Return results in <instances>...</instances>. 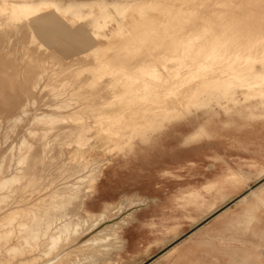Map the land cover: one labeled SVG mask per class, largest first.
I'll list each match as a JSON object with an SVG mask.
<instances>
[{
  "label": "rangeland",
  "instance_id": "obj_1",
  "mask_svg": "<svg viewBox=\"0 0 264 264\" xmlns=\"http://www.w3.org/2000/svg\"><path fill=\"white\" fill-rule=\"evenodd\" d=\"M13 1L0 0V76L2 75L0 77V131L3 130L0 133V156L7 151L6 153H9L7 158L10 159L7 160L9 164V161H11L10 156L13 157V151L17 150L20 144L19 148L22 147L26 151V153L23 151L25 154L28 155L27 152H29L32 156L24 154L29 157L28 160L20 161L23 164L26 162V167L23 166V168H26V172L24 174L21 172L25 177L24 180L21 175L23 184L17 182L21 179L15 181L16 185L15 182L13 184L16 189H19L20 186V189L23 188L19 192L17 190L14 197L20 198L23 195L22 200H28L26 208L31 209L34 201H37L34 204L38 203L39 205L49 202V198L47 201V194L49 193L47 191L52 187V190L61 187L57 196L59 200L56 199V201L62 202L59 204L61 208L58 209L57 207L55 212H52L54 213L52 219L43 218L40 237H43L44 241L35 248L36 251L30 252L29 250L27 254L22 256L19 253V255L17 253L14 255L9 254V257L7 251L4 250L10 247V243L5 244L2 240L0 246L4 243L1 247L7 246L8 248L2 249L0 247V251L3 250L1 253L6 252L5 255L1 254L6 258L1 257L3 259L0 258V264H99L103 261H108L105 264H110L115 253L121 250L125 243V241L123 244L120 243L118 230L122 236V230L133 220L134 212L160 204L158 199H165L171 208L187 209L189 230L202 225L211 226L214 218L218 215H221L220 225L224 226H250L253 229L264 225V112L258 111L259 115L263 114L259 118L240 119L242 126L239 129L228 128L227 131H221L219 136L210 141L204 139L187 147L174 141L175 137L173 136L172 141L170 140L171 143L169 141L164 144L158 143V146L152 145V147L142 145L138 135L147 134L150 131V125L135 130L133 141L135 142L134 146H136L134 148L130 145L121 146L118 137L114 135L116 118L118 117L114 116V119L109 120L110 123L112 122V127L109 129L111 132L99 130L100 126L95 124L96 121L101 122L108 113H117L118 110L126 111L127 117L132 115L133 112L136 113V110H140L142 115L147 114L152 106L140 97L147 93L146 87L155 83L158 73L154 70L170 66L168 58L174 56L178 60L190 62V58H196L203 48H206V52L214 48L219 52L217 63L219 62L221 66L227 67L230 65L231 67L242 66L245 68L250 63L246 60V55L228 59L230 50L234 51L236 46H241L240 44L243 43V48L254 47L252 58L258 59L261 57L260 53L264 51V40L261 39L263 34H261L262 36L255 34L250 37L245 34L244 37L238 39L225 35L217 37V34L219 35L223 30L229 29L231 19L234 20L232 13L230 14L235 10L233 7L231 9L233 0H230L231 3L228 2L229 0H226V3L225 0L222 3V0H204V3L203 0H150L133 4L123 14L112 10V17L108 18L102 17L106 7L101 4L100 0H89L87 4L93 7L91 13L96 27L102 32L101 35L95 37V41L84 40L83 35L78 32L83 29L87 31L90 38L93 37L91 33L93 27L90 26L92 19L85 21L86 15L66 14L67 12L61 10V7H55L53 3L42 1L39 10H37V12H40L35 17H48L55 22V30L47 35L40 33L35 27H31L34 16H28L25 13H14L11 9ZM187 1L188 3H186ZM200 1L205 5H200ZM197 5L201 8H197ZM225 7H228V9ZM204 8L205 10L207 8L211 9L207 10L208 14H210L209 11H212L211 15L213 17L218 16L216 19L213 18L214 22L212 21V24L208 20L210 15L207 14L206 16ZM202 10L203 16H201ZM227 10H230V12L226 13ZM235 11L237 14L235 19L239 18L238 22L241 23L239 27H246L247 25L250 29L264 27V0H251L248 4H242L241 8ZM247 12H249V15H247ZM205 16L209 22L205 20ZM230 16L233 18H228ZM194 17L197 19H194ZM202 20L209 24L203 23ZM220 24L223 25L220 26ZM62 26L66 29L63 30ZM198 42H200V45ZM135 86H137L136 90ZM184 91V88H176L174 93L168 94V97H166L168 100L164 105H169L172 111L178 109L185 102L186 94H184ZM117 94L124 96L117 97ZM51 96L53 99L50 98ZM63 101L65 102L64 105L62 104V107L59 108L56 104L61 105ZM26 103L29 104L26 106ZM160 106H163V104ZM23 107L28 110V117L22 115V122L19 120V124L18 121L13 122L11 119L14 116L16 117L18 111L20 113V109H23ZM75 107L77 108L76 111H74ZM61 110L62 112H60ZM36 112L38 115L44 112L48 114L55 113L58 115L56 116L58 122L55 117V120L51 119L52 117L50 118L53 122L46 118L50 123H47L45 119H42L40 123L39 121L33 122L30 118L33 119V116L37 115ZM75 112H78L77 118L79 119L74 120L72 118V120L71 117H67L73 115V113L76 114ZM94 114L99 115V117L89 119ZM59 115L67 119L62 122ZM28 119L31 121L30 126L27 125L30 122ZM82 119L85 120L84 123L92 124L93 127L92 129H86L85 134L82 133L78 139L75 132L77 133L78 130L80 132L81 129H78L76 125L83 124ZM6 120L9 121L8 126L13 123L17 127L11 125L8 129ZM43 120L46 121V124L43 123ZM32 123L35 124H33L34 127H32ZM42 125L45 126L42 127ZM70 126L73 129L76 127L75 130H78L74 131ZM12 127L15 129L11 133L9 130ZM6 128L7 130H4ZM27 128L29 131L26 130ZM182 130L185 134L193 131V129L185 127ZM45 131L48 132L46 136ZM22 132L23 135L19 139L18 137L21 136ZM42 134L46 141L43 140ZM108 136H111V140L107 139ZM39 139L41 142H39ZM136 140L139 141L136 142ZM50 141L51 143H49ZM179 141H182V138ZM21 142H24L23 146ZM36 143L42 144L36 145ZM83 143L84 145L88 144V146L83 147V150L81 149V152H78L77 148L83 146ZM16 144L18 147L14 146ZM29 144L36 147L32 150L33 147ZM44 145L45 148L49 146L44 149L47 151L46 153L42 147ZM242 145L247 146L242 147ZM28 147H32L31 151L25 149ZM133 149L134 151H132ZM85 151L87 152L86 156L96 160V164H93V166L88 165L89 169H83L85 171H81V177L79 175L80 178L78 179V175L72 176L75 170L73 166L77 170L81 168L77 165H80L83 160ZM33 155L34 157L38 156L34 158ZM70 157H74L72 162L69 161ZM254 159L258 163L256 167L253 165ZM7 161L5 162L7 163ZM20 162H17L16 165ZM53 164L55 165L53 166ZM33 165H36V169ZM43 167L44 169L47 168L48 171L44 170ZM16 168L23 170L22 165H18ZM34 170L37 171L35 179L32 177L34 176ZM42 173H45L46 176H43ZM2 176L4 175L0 174L1 178ZM51 180H54L55 184H53L55 186ZM69 182L72 184L71 186ZM64 185L69 187H66L69 189L68 192L65 191ZM26 187H28V190ZM61 190L65 192L62 191L61 193ZM66 192H70L71 195H66ZM86 192L87 196L85 195ZM65 202H68V204H65ZM70 202L74 206L69 205ZM79 202H81V205L83 203L87 211L97 214L87 216L84 211H80L79 207L81 205H79ZM65 206L68 207L64 208ZM31 210L33 211V209ZM31 210H26L28 214L26 211L21 212L23 214L20 213V217L17 216L18 222L20 220L25 223L26 220L29 221L30 217L32 218L33 213L37 214L35 210L30 213ZM41 210L42 208L40 211L38 210L39 215L46 214L45 210ZM64 210L69 213L66 214ZM62 212L66 216L70 214L69 217H71L69 227L64 232H62L64 220H61V218L65 217V214L63 215ZM0 219L1 222H5L2 217ZM49 222L53 227L55 225L61 226L54 231L52 229L44 231V226L48 225ZM30 234L26 233V236ZM253 237H258V235L253 234ZM11 246L13 250L20 247L18 244ZM16 246L17 248H15ZM11 250L12 253L13 250ZM23 251L22 248L21 252ZM63 252L65 254H62ZM59 254L62 255L55 260V257ZM51 261L54 262L50 263Z\"/></svg>",
  "mask_w": 264,
  "mask_h": 264
},
{
  "label": "bare ground",
  "instance_id": "obj_2",
  "mask_svg": "<svg viewBox=\"0 0 264 264\" xmlns=\"http://www.w3.org/2000/svg\"><path fill=\"white\" fill-rule=\"evenodd\" d=\"M42 1H47L49 3H53V5H55V7H61L63 11L67 12L66 14H71V15H77V14H83V15H86L87 18L85 21H88V20H91L92 21L90 22V26L93 27L91 33L93 35L92 38L89 37L87 31L83 30V29H80L78 32L80 34L83 35V39L84 40H90V41H95V37L101 35V30L97 29L96 27V23L93 19V16H92V11L91 9L93 8L92 6L88 5L87 3L89 2V0H14L13 1V5L11 6L12 8V11L14 13H25L26 15L28 16H34L33 17V21H32V26L31 27H35L40 33H43V34H47L49 35V33H53V31L55 30V22L51 19V18H48V17H35V15L37 13H39L40 11L37 12V10H39L40 8V3ZM144 1H150V0H100L101 4H103L105 7H106V11L105 13L103 14L102 17H112V10L114 11H117L119 12L120 14H123V12H125L127 9H129L130 6H132L133 4H137V3H141V2H144ZM192 1V0H191ZM217 1V0H216ZM220 1V0H219ZM228 1V0H227ZM232 1V0H231ZM231 1L229 0L228 2L231 3ZM251 1V0H233L232 2V6H231V9L233 7V9L235 8V10L241 8V5L242 4H248V2ZM259 1V0H257ZM79 2H81L79 4ZM199 2V1H198ZM204 3V0L202 1ZM201 1H200V5H205L203 4ZM207 2V1H206ZM223 2V0L221 1V3ZM188 3V1L186 2ZM219 2V4H221ZM225 3H226V0H225ZM190 4V3H189ZM219 4L216 3V5L219 6ZM195 6V3L193 4ZM229 5V4H228ZM188 7V5H186ZM190 6V5H189ZM198 7L197 8H201L199 5H197ZM210 6V5H209ZM217 6V7H218ZM222 6V5H221ZM224 7V6H223ZM246 7V6H244ZM242 7V8H244ZM215 8V6H214ZM228 9V7H225ZM237 8V9H236ZM60 9V8H59ZM184 9V8H183ZM209 9V8H207ZM206 9V10H207ZM161 10V9H160ZM205 8H204V11L206 12V16L208 14V10L206 11ZM211 10V9H209ZM233 10V12L235 11ZM164 11V10H163ZM172 11V10H170ZM185 11V10H184ZM191 11V9H190ZM228 11V10H227ZM202 12L203 10L201 11V16L202 15ZM205 12H204V15H205ZM212 12V11H211ZM210 11L208 15H210V17L208 16V18H212L211 20L208 19L210 22V24H212V21H213V18H217L218 16L216 17H213L211 14ZM226 12V11H224ZM230 10L226 13H229ZM233 12H230V14L234 17V20L231 19V22H230V25H229V29L227 30H223L221 34H217V37L218 36H231L233 37L234 39H238V38H241V37H244L245 34H247L246 36H253L255 34H258V35H261L263 34V36L261 37L262 40H264V27L262 26V28H253V29H250V27L248 28V25L245 27V26H240L239 27V24L240 21L238 22V19L237 20L235 19L236 18V11L234 12V15H233ZM189 13V12H188ZM243 13V12H242ZM249 15V12H247ZM199 14V13H198ZM214 14V13H213ZM165 15V14H164ZM193 15V14H192ZM191 15V16H192ZM215 15V14H214ZM226 15V14H224ZM190 16V15H188ZM196 16V15H194ZM204 17L205 20L207 21V17ZM212 16V17H211ZM223 16V15H222ZM243 16V15H242ZM220 17V16H219ZM233 17H228V18H233ZM244 17V16H243ZM32 18V17H31ZM193 18V16H192ZM242 18V17H241ZM250 18V17H249ZM179 19V18H178ZM194 19H197L196 17H194ZM223 19V18H222ZM220 19V20H222ZM224 19H225V16H224ZM244 19V18H243ZM168 20V18H167ZM205 20H202V22L204 23ZM241 20V19H240ZM169 21V20H168ZM207 21V22H209ZM225 21V20H224ZM118 22V21H117ZM205 22L206 24H209ZM214 22V21H213ZM221 23V21H219ZM226 23V22H225ZM205 24V25H206ZM247 24V23H246ZM180 25V24H179ZM223 25V24H220V26ZM244 25V24H243ZM9 26V25H8ZM140 26V25H139ZM177 26V25H176ZM213 26V25H212ZM22 27V26H21ZM149 27V26H148ZM173 27V26H172ZM243 27V29H242ZM61 28V27H60ZM150 28V27H149ZM213 29V27H211ZM215 28V27H214ZM224 28V27H223ZM11 29V28H10ZM62 29H66L65 27L62 26ZM142 30V29H141ZM19 31V30H18ZM24 31V30H23ZM138 31V30H137ZM136 31V32H137ZM133 33V32H132ZM148 33V32H147ZM1 34V33H0ZM30 34V33H29ZM56 34V33H55ZM187 34V33H186ZM52 36L54 34H51ZM139 35V34H137ZM11 36V35H10ZM136 36V35H135ZM134 36V37H135ZM44 37V36H43ZM137 37H140V36H137ZM136 37V38H137ZM51 38V37H50ZM53 38V37H52ZM249 43V41H248ZM9 44V43H8ZM198 44L200 45V42H198ZM244 44V43H243ZM243 44H240L241 46H236V48L234 49V51H231L230 50V54L228 55V59H230V57H233V59L235 58H238L242 55H246L247 58L246 60L250 63H248V65L243 68L242 66L238 67H234V66H227V67H223L221 66V64L217 63V59L219 58V52L216 51V49L214 48H211V50L207 51L206 52V48L202 49V51H199L200 53L197 55L196 58H190V62H185V60H178L176 57H171V58H168L169 61H170V66H166L164 69H155L154 71L156 73H158L157 77L155 78V83L151 84L150 86L146 87L147 89V93L142 95L140 98L146 102H149L150 105L152 106L150 109H149V112L146 114L144 113L142 115V113H140V110H136V113L133 112L132 115H130L129 117L126 116V111L124 110H118L117 113H108L107 116L105 118H103V120L101 122H98L96 121L95 124H98V126H100L99 130L101 129L102 131H109L111 132V130H109L111 127H112V122L110 123V119H114L116 117L117 121H116V125H115V131H114V135L116 137H118V142L120 143L121 146H124V145H130L132 148H134V144L135 142L133 141L135 139V130L137 129H142L144 128V126L146 125H150V131L147 133V134H139L138 136L140 137V141H141V144L142 145H146L149 147L152 145L156 146L158 143H166V142H170L171 143V138L172 136L175 137L174 141L176 142H180V145L181 146H191L192 144H197L199 142H201L202 140L206 139V140H212L214 138H216L217 136L220 135L221 131L223 130H226L228 128H236V129H239L242 125H241V122L239 121L240 119H244V118H259V117H262L263 114L259 115L258 111H262L264 112V51L260 53L261 57H259L258 59H254L252 58L253 57V54H252V51H253V46H250V48L246 49V48H243ZM214 45V44H212ZM211 45V46H212ZM37 46V45H36ZM24 47V46H23ZM8 48V47H7ZM21 48V47H20ZM256 48V47H255ZM29 49V48H28ZM210 49V48H209ZM14 50V49H13ZM247 52V53H246ZM13 53V52H12ZM29 57V56H28ZM43 57V56H42ZM187 57H189L187 55ZM12 58V57H11ZM25 58V57H24ZM38 58V57H37ZM82 58V57H81ZM84 59V58H83ZM29 62V61H28ZM52 62V61H51ZM87 62V61H86ZM8 63V62H7ZM46 63V62H45ZM57 63V62H56ZM23 64V63H22ZM243 64V63H242ZM7 65V64H6ZM4 67V66H3ZM10 67V66H9ZM56 67V66H55ZM27 68V67H26ZM37 68V67H36ZM35 68V69H36ZM78 68V67H77ZM3 69V68H2ZM5 70V69H4ZM10 70V69H9ZM8 70V71H9ZM46 70V69H45ZM41 71V70H40ZM39 71V72H40ZM61 71V70H60ZM1 73V72H0ZM10 73V72H9ZM21 73V72H20ZM218 73V75H217ZM31 74V73H30ZM56 74V73H55ZM11 75V74H10ZM59 75V74H58ZM216 75V76H215ZM2 76V75H1ZM0 76V77H1ZM7 77V76H6ZM4 78V77H3ZM29 78V77H28ZM73 78V77H72ZM40 79V77H39ZM8 80V79H7ZM25 80V79H24ZM53 80V79H52ZM55 80V79H54ZM57 81V80H56ZM1 82V80H0ZM62 82V81H61ZM14 83V82H13ZM104 83V81H103ZM193 83H196V84H193ZM73 84V83H72ZM71 84V85H72ZM121 85V84H120ZM140 85V84H139ZM194 85V86H193ZM6 86V85H5ZM23 86V85H22ZM44 86V85H43ZM59 86V85H58ZM49 87V86H48ZM62 87V86H61ZM68 87V86H67ZM66 87V88H67ZM70 87V86H69ZM68 87V88H69ZM9 88V87H8ZM44 88V87H43ZM41 88V89H43ZM50 88V87H49ZM74 88V87H73ZM77 88V87H76ZM83 88V87H82ZM176 88H184L185 91H184V94H186V99H185V102L182 103L180 105V107L174 111L170 110V106L168 105H164L166 103V101L168 100L166 97H168V94H170L171 92H175L176 91ZM10 89V88H9ZM48 89V88H47ZM57 89V88H56ZM71 89V88H70ZM69 89V90H70ZM85 89V88H84ZM107 89V88H106ZM119 89V87H118ZM137 89V86H135V90ZM18 90V89H17ZM46 90V89H45ZM55 90V89H54ZM52 90V91H54ZM81 90V89H80ZM35 91V90H34ZM37 91V90H36ZM60 91V90H59ZM50 92V90H49ZM48 92V93H49ZM63 92V91H62ZM164 94H162V93ZM9 93V92H8ZM11 93V92H10ZM21 93V92H20ZM57 93V91H56ZM55 93V94H56ZM61 93V92H60ZM50 94V93H49ZM54 94V93H53ZM52 94V95H53ZM58 94V93H57ZM65 94V93H64ZM61 95V94H60ZM77 95V94H76ZM80 95V94H79ZM91 95V94H90ZM9 96V95H8ZM25 96V95H24ZM50 96V95H49ZM69 96V95H68ZM74 96V95H73ZM98 96V95H97ZM117 97H121V96H124V95H120V94H117L116 95ZM55 97V96H54ZM58 97V96H57ZM60 97V96H59ZM64 97V96H63ZM62 97V98H63ZM67 97V96H66ZM80 97V96H78ZM115 97V95H114ZM116 97V98H117ZM19 98V97H18ZM49 98V97H48ZM50 98L53 99V97L51 96ZM49 98V99H50ZM82 98V97H81ZM92 98V97H91ZM14 99V98H13ZM28 99V98H27ZM45 99V98H44ZM51 99V100H52ZM66 99V98H65ZM71 100V97L69 98ZM67 99V100H69ZM74 99V98H72ZM58 100V99H57ZM60 100V99H59ZM62 100V99H61ZM64 100V99H63ZM79 100V99H78ZM83 100V99H82ZM10 101V100H9ZM17 101V100H16ZM77 101V100H76ZM81 101V100H80ZM84 101V100H83ZM96 101V100H95ZM12 102V101H11ZM30 102V101H29ZM46 102V101H45ZM52 102H55V101H52ZM60 102V101H59ZM58 102V103H59ZM67 102V101H66ZM97 102V101H96ZM1 103V102H0ZM57 103V102H55ZM54 103V104H55ZM65 103L64 101L61 103V105H58L56 104L57 106L62 107V104ZM68 103V102H67ZM75 103V102H74ZM13 104V103H12ZM29 103H26L25 105L27 106ZM52 104V103H51ZM69 104V103H68ZM76 104V103H75ZM74 104V105H75ZM161 104H163V106H160ZM41 105V104H40ZM53 105V104H52ZM51 105V106H52ZM64 105V104H63ZM80 105V104H79ZM68 106V105H67ZM81 106V105H80ZM94 106V105H92ZM22 107V106H21ZM20 107V108H21ZM49 107V106H48ZM54 107V106H53ZM65 107V106H64ZM70 107V106H69ZM89 107V106H88ZM8 108V107H7ZM27 108V107H25ZM38 108V107H37ZM67 108V107H66ZM3 109V108H2ZM9 109V108H8ZM17 109V108H16ZM15 109V110H16ZM72 109V108H71ZM76 111V107L74 108ZM94 109V108H93ZM14 110V111H15ZM21 112L19 113L18 111V115L15 117H13L11 120L13 122L15 121H18V124H19V120L22 119V115L28 117V110H25L24 107L23 109H20ZM37 110V109H36ZM58 110V109H57ZM63 110V109H62ZM62 110L60 112H62ZM65 110V108H64ZM56 111V110H55ZM32 113V111H30ZM39 112V111H37ZM36 112V113H37ZM48 112V110H47ZM42 113L41 115H34L33 116V119L30 118V120L33 122H38L40 123V121L42 122V119H45L46 121L48 119L46 118H50L51 119H54V117L56 118V116H58L57 114H48V113ZM59 112V110H58ZM143 112V111H141ZM14 113V112H13ZM35 113V114H36ZM66 113L68 114V112L66 111ZM70 113V112H69ZM76 113V112H75ZM80 113V112H79ZM135 113V114H134ZM15 114V113H14ZM17 114V113H16ZM34 114V113H33ZM78 112L76 114L73 113V115L71 114V116H67V117H71L75 119H79L77 118L78 117ZM98 114V113H97ZM5 115V114H4ZM96 115V114H94ZM89 118V119H97L99 117V115H96ZM31 116V114H30ZM29 116V117H30ZM27 117H26V120H27ZM61 117L60 119L63 120L64 119H67L65 118L64 116H60ZM81 117V116H80ZM24 118V117H23ZM84 119V118H83ZM81 120V122L83 124H80V125H76L78 127V129L80 128L81 131L76 133L75 134L77 135L78 139L81 137L82 133L85 134L84 131H86V129H92V124H88L87 122L84 123L83 121L85 120ZM88 119V118H87ZM1 120V119H0ZM10 120V122H11ZM25 120V121H26ZM28 119V121H30ZM48 120V121H49ZM55 120V119H54ZM58 120V118H56V121ZM73 120V119H72ZM263 120V119H262ZM31 121L28 122L27 125H29V123L31 124ZM46 121L44 122L43 120V123L46 124ZM47 123H50L48 122ZM51 122H53L52 120H50ZM79 121V120H78ZM7 122V120H6ZM6 122H5V125H6ZM9 122V121H8ZM7 122V125L8 126V123ZM22 122V120L20 121ZM55 122V121H54ZM58 122V121H57ZM61 122V121H60ZM61 122V123H62ZM80 122V121H79ZM109 122V124H108ZM27 123V122H26ZM94 123V122H93ZM252 123V122H251ZM1 124V123H0ZM25 124V123H24ZM23 124V125H24ZM34 123H32L33 125ZM58 124V123H57ZM56 124V125H57ZM106 124H108L107 126H105ZM13 125V123L11 124ZM11 125L8 126V129L11 127ZM35 125V124H34ZM34 125L32 127H34ZM49 125V124H48ZM55 125V126H56ZM63 125V124H62ZM251 125V124H250ZM2 126V125H1ZM4 126V125H3ZM2 126V127H3ZM15 126V125H13ZM30 126V125H29ZM38 126V125H37ZM45 126V125H42V127ZM51 126V125H50ZM50 126H48V128H50ZM61 126V124H60ZM67 126V125H66ZM248 126V125H247ZM246 126V127H247ZM17 127V126H15ZM23 127V126H22ZM27 127V126H26ZM31 127V128H32ZM40 127V126H39ZM38 127V128H39ZM57 127V126H56ZM71 127V126H70ZM191 128L193 129L192 132L190 133H187L185 134V132L182 130L183 128ZM5 128V127H4ZM29 128V127H28ZM26 129L27 131H29V129ZM47 128V129H48ZM52 128V126H51ZM73 129V127H71ZM76 129V127H74ZM244 128V127H243ZM242 128V129H243ZM13 129H15L14 127L11 128V130H9L10 132L11 131H14ZM23 129V128H22ZM42 129V128H41ZM56 129V128H55ZM58 129V128H57ZM65 129V128H64ZM63 129V131H65ZM73 129L74 131H77ZM246 129V128H245ZM4 130H7L4 129ZM35 130V129H34ZM49 130V129H48ZM52 130V129H51ZM54 130V128H53ZM67 130V129H66ZM244 130V129H243ZM3 131V130H2ZM0 131V133L2 132ZM19 131V130H18ZM17 131V132H18ZM31 131V129H30ZM44 131V130H43ZM42 131V132H43ZM70 131V130H69ZM47 132V131H45ZM45 136L47 133H45ZM52 132V131H51ZM55 132V131H54ZM66 132V131H65ZM92 132V131H91ZM188 132V131H187ZM9 133V132H7ZM12 133V132H11ZM16 133V132H15ZM62 133V132H61ZM64 133V132H63ZM69 133V132H68ZM73 133V132H72ZM4 134V133H3ZM39 134V133H38ZM74 134V135H75ZM9 135H11L9 133ZM8 135V137H9ZM18 135V134H17ZM21 135V136H20ZM18 137L19 139L22 137L23 135V132L22 134H20ZM31 136V133L29 134ZM35 135V134H34ZM41 135V134H40ZM43 135V134H42ZM58 135V134H57ZM70 135V134H69ZM72 135V134H71ZM75 135V136H76ZM96 135V134H95ZM100 135V133H99ZM110 135V134H109ZM51 136V134H50ZM64 136V135H63ZM67 136V135H66ZM84 136V135H83ZM41 137V136H40ZM43 137V140L46 141V138L44 139V135L42 136ZM88 137V136H87ZM94 137V135H93ZM138 137V138H139ZM5 138L7 139V135L5 134ZM4 138V140H5ZM16 138V137H15ZM25 139V137H23ZM39 138V137H38ZM58 138V137H56ZM54 138V139H56ZM73 138V137H72ZM70 138V139H72ZM182 138V141H179V139ZM19 139H18V142H19ZM27 139V138H26ZM31 140H33L32 138H30ZM35 139V138H34ZM41 139V138H40ZM39 139V142H41ZM52 139V140H54ZM60 139V138H58ZM69 139V138H68ZM90 139V137H89ZM108 140H111V136H108L107 137ZM112 139H115V138H112ZM220 139V138H219ZM9 140V139H8ZM16 140V139H15ZM29 140V139H28ZM100 140V139H99ZM171 140V141H170ZM6 141V140H5ZM10 141V140H9ZM21 141V140H20ZM43 141V143H44ZM67 141V140H66ZM69 141V140H68ZM92 141V140H91ZM139 140H136V142H138ZM246 141V140H244ZM28 142H31V141H28ZM38 142V141H37ZM54 142V141H53ZM57 142V141H56ZM241 142V141H240ZM6 143V142H5ZM20 143V142H19ZM18 143V144H19ZM22 143V146H23V143L24 142H21ZM46 144L48 142H45ZM51 143V141L49 142ZM59 143V142H58ZM92 143V142H91ZM26 144V143H25ZM38 143H36L37 145ZM42 143H39L38 145H40ZM45 144V145H46ZM63 144V143H62ZM242 144V143H240ZM1 145H2V142H1ZM45 145L42 146L43 147V150L44 149H47L45 148ZM61 145V144H60ZM92 145V144H90ZM160 145V144H159ZM162 145V144H161ZM168 145V144H167ZM4 146V145H3ZM6 146V145H5ZM14 146H17L14 145ZM21 146V144L19 145V147ZM27 146V145H26ZM29 146H32V150L36 147H34V145H31L29 144ZM47 146V145H46ZM51 146V145H50ZM55 146V144H54ZM85 146H88V144L84 145L83 143V146L81 145V147H78V152H81V149ZM158 146V145H157ZM247 146V145H246ZM244 145H242V147H246ZM18 147V146H17ZM15 151H13L14 155L13 157H11V161H9V164H8V161L7 160H10L7 158V155L9 153H6V156L5 154L0 156V174H3L4 176H2V178L0 177V217H2V220H5L4 224L3 222H1V219H0V243H2V240L4 241L5 244H9L10 247L8 248L7 246H5L6 248L8 249H5V247H1L3 244H1V248L5 249L4 251H7L8 253V256L10 257L9 254H20L21 256L23 254H27L30 250V252H35L36 251V247L40 246L41 245V242L44 241L43 240V237H40V229H41V222H43V218H46V219H52V216H54L52 213L53 211L55 212V210L59 208H61V206H59V204H61L62 201H56L59 200L57 197L59 194L58 192H60V188L58 189L57 186V190H52V188H49L50 190L47 191V201H48V198H49V202H46L47 203H44L42 205H39L38 203L37 204H34L35 202L37 201H34V203H32L33 205L30 207L31 209H33V211L31 209L26 208L28 205H27V201L28 200H22V197L23 195H21V197L19 198H16L14 197L17 190L19 192V190L23 189L19 187V189H16L15 187H13V184L15 181H17L18 179L20 180L21 179V175L22 173L24 174V172H26V168H23V166L26 167V162L25 164L21 163V162H24V160H28L27 156H30L29 152L28 155L25 154L26 151L23 150V148H19ZM40 147V146H39ZM53 147V146H52ZM141 147V146H139ZM138 147V148H139ZM165 147V146H164ZM31 148H25L26 150L28 151H31ZM137 148V147H136ZM162 148V146H161ZM10 149V148H9ZM16 149V148H14ZM30 149V150H29ZM39 149V148H38ZM102 149V148H101ZM129 149V148H128ZM42 150V152H43ZM52 150V149H51ZM59 150V149H58ZM83 150V149H82ZM97 150V149H96ZM126 150V149H125ZM25 151V153L23 152ZM38 151V150H37ZM49 151V150H48ZM134 151V149L132 150ZM131 151V152H132ZM143 151V150H142ZM141 151V152H142ZM44 152L46 153L47 151L44 150ZM126 152V151H125ZM123 152V153H125ZM128 152V151H127ZM148 152V151H147ZM31 153V152H30ZM36 153V152H35ZM34 153V154H35ZM40 153V152H39ZM159 153V151H158ZM27 156H25V155ZM44 154V153H43ZM42 154V156H43ZM63 154V153H62ZM61 154V155H62ZM163 154V153H162ZM174 154V153H173ZM87 155V152L85 151L84 152V155H83V160L80 162V165H77V167H81L79 170H77L76 168H74L73 166V169H75L73 171V175L72 176H77V178L79 179L81 177V171L83 169H89V166L88 165H91L93 166V164H96V160L92 157H88L86 156ZM171 155V154H170ZM9 156V155H8ZM38 156V155H37ZM33 157L34 158H37ZM74 156V155H73ZM76 156V155H75ZM9 157V158H10ZM32 157V156H30ZM168 157V156H167ZM171 157V156H170ZM13 158V159H12ZM47 158V157H46ZM54 158V157H53ZM62 158V157H61ZM60 158V159H61ZM65 158V157H64ZM76 158V157H75ZM176 158V157H175ZM33 159V158H32ZM74 157H70L69 161H73ZM169 159V158H168ZM23 160V161H22ZM38 160V159H37ZM7 161V163L5 162ZM21 161V162H20ZM30 161V160H29ZM36 161V159H35ZM48 161V160H47ZM62 161V160H61ZM11 162V163H10ZM17 162H20L18 165H22V168L23 170L21 171V169H17L16 166V163ZM43 162V161H42ZM28 163V162H27ZM35 163V162H34ZM33 163V164H34ZM50 163V162H49ZM253 165L256 167L258 166V163L255 161V159L253 160ZM41 164V163H40ZM73 164V163H72ZM213 164V163H212ZM37 165V164H36ZM36 165H33L35 166V169H36ZM52 165V164H51ZM55 164H53L54 166ZM74 165V164H73ZM72 166V165H71ZM195 166V165H194ZM91 168V167H90ZM25 169V170H24ZM44 169V167H43ZM50 169V168H49ZM54 169V168H53ZM60 169V168H58ZM255 169V168H254ZM44 170L48 171L47 168H45ZM42 170V171H44ZM55 170V169H54ZM33 171V169H32ZM36 170H34V173L32 176L33 178L35 177V174H37V171L35 173ZM41 171V170H40ZM53 171V170H52ZM56 171V170H55ZM72 171V170H71ZM69 171V172H71ZM85 171V170H83ZM22 172V173H21ZM45 172V171H44ZM66 172V171H65ZM46 173V172H45ZM44 173V174H45ZM89 173V172H88ZM26 174V173H25ZM41 174V173H40ZM43 174V173H42ZM43 176H46V174ZM68 174V173H67ZM84 174V172H83ZM29 175V174H28ZM47 175H48V172H47ZM49 175H50V171H49ZM80 175V177H79ZM88 175V174H87ZM23 176V175H22ZM71 176V174H70ZM86 176V174H85ZM180 176V175H179ZM28 177V176H27ZM48 177V176H47ZM50 177V176H49ZM53 177V176H52ZM83 177V176H82ZM244 177V176H243ZM24 180H25V177L23 176ZM23 178L21 179V181H17L18 184L19 183H22L23 181ZM42 178V177H41ZM67 178V177H66ZM71 178V177H70ZM69 178V179H70ZM87 178V177H86ZM93 178V177H91ZM35 179V178H34ZM39 179H40V176H39ZM68 179V181H69ZM75 179V178H74ZM78 179L76 181H78ZM46 180V178H45ZM65 180V179H64ZM71 180V179H70ZM95 180V178H94ZM92 179V181H94ZM52 181V180H51ZM54 181V180H53ZM52 181V184L55 182ZM38 182V181H36ZM67 182V180H66ZM83 182V181H82ZM31 183V182H30ZM59 183V182H58ZM79 183V182H78ZM81 183V182H80ZM17 183L15 182V185ZM23 184V183H22ZM29 184V183H28ZM27 184V185H28ZM37 184V183H36ZM40 184V182H39ZM51 183L49 182V185ZM53 184V185H54ZM70 184V182H69ZM68 184V185H69ZM32 185V184H31ZM35 185V183H34ZM52 185V186H53ZM60 185V184H59ZM72 184H70L71 186ZM78 185V184H77ZM36 186V185H35ZM48 186V185H47ZM55 186V185H54ZM63 186V185H62ZM38 187V186H37ZM49 187V186H48ZM64 187L66 188L67 185H64ZM27 190H28V187H26ZM30 188V187H29ZM35 188V187H34ZM33 188V189H34ZM42 188V187H41ZM69 188V187H67ZM65 189V191L69 190V189ZM26 190V189H24ZM32 190V189H31ZM42 191V190H41ZM40 191V193H41ZM44 191V189H43ZM63 190H61V193H62ZM63 191V192H65ZM23 192H26V191H23ZM30 192V191H29ZM28 192V193H29ZM32 192V191H31ZM68 192V191H67ZM66 192V195H71L70 192L67 193ZM89 193V192H88ZM64 194V193H63ZM25 195V194H24ZM32 195V194H30ZM87 196V192L85 194ZM19 196H20V193H19ZM27 196V195H26ZM63 196V195H62ZM84 196V197H86ZM83 197V198H84ZM26 198V197H25ZM46 198V197H45ZM61 198V197H60ZM11 199V200H10ZM30 199V198H29ZM35 199V198H33ZM32 199V200H33ZM66 200V199H65ZM11 201V202H9ZM64 201V200H63ZM9 202V203H8ZM31 202V201H30ZM57 202V203H56ZM83 202V201H82ZM64 203V202H63ZM68 204V202H65V204ZM71 203V202H70ZM81 205V202H79ZM64 204V205H65ZM63 205V206H64ZM69 205H72L74 206L72 203L69 204ZM62 206V207H63ZM113 206V205H112ZM68 206H65L64 208H66ZM78 207V206H77ZM106 207H110V206H106ZM42 208V210H45L46 211V214L45 213H42L44 215H39L40 213L38 212V210L40 211V209ZM80 208V211H84L85 214L87 216H93L94 214H97V213H90L89 211L86 210L85 206L82 205L79 207ZM68 209V208H67ZM78 209V208H77ZM26 210H31L30 213L37 211V214L35 215L34 213L32 214V218L30 217V219H28L29 221H25V223H22L20 220L18 222V217H20V213L23 212V211H26ZM41 210V211H42ZM66 214H68L66 212V210H64ZM27 212V211H26ZM24 212V213H26ZM72 212V211H71ZM101 212V211H100ZM29 213V214H30ZM64 213V214H65ZM23 214V213H21ZM28 214V212H27ZM63 214V212H62ZM63 214V215H64ZM65 214V217L63 216L61 218V220H64L63 223H64V226H62V232L66 231L67 228L69 227V224H70V221L69 219L71 217L66 216ZM26 215V214H24ZM24 215H21V216H24ZM31 215V214H30ZM29 215V216H30ZM35 215V216H33ZM27 217V216H26ZM25 217V218H26ZM54 218V217H53ZM58 218V217H56ZM17 220V221H16ZM23 220H25L23 218ZM52 221V220H51ZM56 221V220H55ZM132 221V220H131ZM139 221V220H138ZM17 222V223H15ZM57 223V222H55ZM61 225H55V227H53L51 225V223L49 222L48 225L46 224V226H44V231L47 230V229H52L53 231L60 228ZM120 229V227H119ZM43 231V232H44ZM26 233H31L30 235H27L26 236ZM118 233H119V241L121 244L124 243V240L122 239V236L118 230ZM52 237V236H51ZM53 239V238H52ZM15 244H18L20 247L17 248V246L15 248L17 249H14L12 248L11 245H15ZM22 244V245H20ZM124 245V244H123ZM26 246H29L28 248ZM14 247V246H13ZM122 247V246H121ZM23 248V252H21V249ZM13 250V252L11 253L10 250ZM28 249V250H27ZM11 250V251H12ZM15 250H18L15 252ZM3 251V250H1ZM0 251V255H5V253L3 254V252L1 253ZM18 254V255H19ZM62 254H65V252H63ZM62 254H59L57 257H55V260L58 259ZM0 256L3 257V256ZM11 255V256H12ZM17 255V256H18ZM19 257V256H18ZM4 259L6 257H3ZM1 258V259H3ZM0 259V260H1ZM12 259V258H11ZM97 261V260H96ZM54 262V261H53ZM52 261L50 263H53Z\"/></svg>",
  "mask_w": 264,
  "mask_h": 264
},
{
  "label": "crops",
  "instance_id": "obj_3",
  "mask_svg": "<svg viewBox=\"0 0 264 264\" xmlns=\"http://www.w3.org/2000/svg\"><path fill=\"white\" fill-rule=\"evenodd\" d=\"M158 201L134 212L110 264H264V225L224 226L218 215L211 226L189 230L187 209Z\"/></svg>",
  "mask_w": 264,
  "mask_h": 264
}]
</instances>
